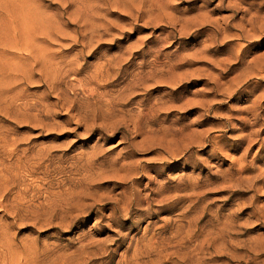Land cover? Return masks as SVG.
<instances>
[{
    "label": "rangeland",
    "instance_id": "obj_1",
    "mask_svg": "<svg viewBox=\"0 0 264 264\" xmlns=\"http://www.w3.org/2000/svg\"><path fill=\"white\" fill-rule=\"evenodd\" d=\"M0 264H264V0H0Z\"/></svg>",
    "mask_w": 264,
    "mask_h": 264
}]
</instances>
